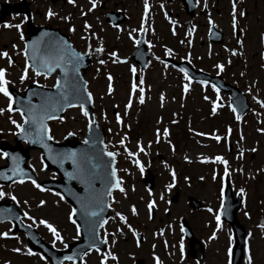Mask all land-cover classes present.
<instances>
[{
    "label": "rangeland",
    "instance_id": "374dc122",
    "mask_svg": "<svg viewBox=\"0 0 264 264\" xmlns=\"http://www.w3.org/2000/svg\"><path fill=\"white\" fill-rule=\"evenodd\" d=\"M36 1L38 9L52 2ZM57 5L61 7L66 4L63 0ZM15 20L19 21L18 18ZM252 24L255 31L250 33V37H254L256 42V28L260 22L253 20ZM20 36L21 30L17 28L4 29L0 33V51H6L14 58L9 65L7 58L0 57V68L6 69L8 89L14 86L24 91L33 81L53 85L54 78L35 76L30 69L28 78L20 81L25 65ZM253 47L252 53L257 48ZM219 48L222 46L209 48L204 43L197 45L193 55L191 52L188 55L191 58L195 56L198 65L208 67L210 72L217 69L214 64L208 63L221 60L224 64L223 74L232 76L236 73L234 80L247 92L251 103V108L239 121L235 118L239 114L232 111L228 94L217 92L209 85L191 83L182 72L171 67L138 72L134 80L131 69L135 66L130 46L122 48L121 52L110 51L109 54L117 53L120 62H108L117 57L109 56L107 59L106 55L102 72L95 74L92 70L88 76L99 120L108 133L111 150L119 158L116 168L124 191L116 189L112 192L110 215L111 220H116L109 226L113 232L123 233L120 240L124 244H117L122 264H136L134 258L144 260L145 264H156L157 259L161 264H230V250L234 244L232 230L225 221H221V227L217 228L215 220L222 206L226 179L233 194H240L242 198L241 208L237 212V218L246 230L241 264H248L249 255L252 264H264V227H261L264 225V132L259 131L264 129V108L257 102L259 98L264 103V54L238 64L233 59H227L228 63H225L223 60L226 58L217 56L219 53L222 57L230 53ZM244 67L248 69L242 79L239 73ZM109 74L113 77L111 82L107 79ZM110 83L111 93L108 91ZM133 84L137 85L135 89ZM185 84L188 85L187 92L184 91ZM140 87L144 89L143 103H140ZM129 101L131 105L126 108ZM212 101L219 105L215 113L212 112ZM0 108L5 109L0 113V142L4 139L15 144L17 129L9 116L17 123H22V118L17 112L7 111V98L3 94H0ZM117 114L120 115L119 123ZM62 117L50 123L53 139L64 141L70 132L76 134L77 139H83L88 118L80 112L79 107L67 110ZM165 128L169 131L166 137L163 135ZM214 136H220V141L215 140ZM122 139L123 144L120 143ZM123 146L127 152L120 149ZM140 147H143V152L139 151ZM128 152L136 155L129 156ZM30 153L28 165L40 181L58 178L55 171L46 170L39 149H33ZM217 156L227 163L217 161ZM205 157L208 159L205 160ZM136 160L140 165L135 163ZM4 164L5 158H0V166ZM140 166H143V172ZM150 175H153L154 181L152 188L147 187L144 180V176L149 178ZM241 188L244 189L243 194L240 193ZM0 191L7 194L0 197V201L16 197L18 208L32 217L24 216L23 221L35 227L52 246L55 242L54 247L64 248L68 242L79 238L76 225L68 219L72 205L65 198L61 200L56 195L57 190L41 191L30 180H24L23 183L0 184ZM189 196L203 201L205 209L192 210L188 204ZM41 200L45 201L43 205L40 204ZM150 201L153 203L151 209L148 206ZM133 207L136 214L132 212ZM116 213H121L125 221H121ZM181 217L187 218L192 226L197 240L196 259L188 255L189 244L184 238ZM40 220L52 224L62 240H55L48 228L39 223ZM109 229L106 232L109 233ZM0 232L9 233L7 237H0V264H50L39 251L29 247L24 234L13 232L11 222L0 223ZM133 232L144 235V239L138 242ZM15 248L21 251H13ZM246 248L249 250L247 253ZM29 249L33 255L28 254ZM98 254H90L82 264H86L87 260L90 264H97L101 258ZM41 256L44 258L41 259Z\"/></svg>",
    "mask_w": 264,
    "mask_h": 264
},
{
    "label": "flooded vegetation",
    "instance_id": "af4514ba",
    "mask_svg": "<svg viewBox=\"0 0 264 264\" xmlns=\"http://www.w3.org/2000/svg\"><path fill=\"white\" fill-rule=\"evenodd\" d=\"M61 1L63 0H52L47 2L45 7L38 9L36 0H0V19L3 22L0 33L4 29H15V27H4L6 23L12 25L21 23L20 30L25 38L22 45L24 49L28 35V17H31L32 23L36 26L60 30L69 37L77 50L91 54L92 65L88 69L87 78L92 70L95 74L102 72V64L99 61L104 60L106 63L104 57L107 55L106 58L109 59L110 51L121 52L122 48L127 49L129 46L133 49L132 61L136 69L133 72L134 79H137L138 72L142 73L157 67L178 69L174 62L188 63L198 70L210 72L208 67L202 68L198 65L195 56L191 58L188 55L189 52L193 55L197 45L204 43L209 48L222 46L219 48L220 51L226 50L230 53L223 57L219 53L217 56V58H226L223 60L225 63H228L227 59L229 61L233 59L238 64L264 54V0H147L149 5L147 13L144 8L145 0H96V7L91 11H89L90 0H75L74 4L64 0L68 8L66 5L58 6ZM233 4H235V12ZM13 6L16 7V11L12 9ZM49 10L55 15L48 17ZM241 11L245 15H239ZM82 12L84 15H81ZM15 18L19 21H13ZM209 20L212 21L211 24ZM253 20L260 22L256 28L259 44L257 41L254 42V37H250V33L255 31ZM85 23L91 27L86 29ZM70 28H74V31H70ZM253 46L257 48L252 53ZM97 47H102L103 51L96 53ZM166 49L172 50L171 55H166ZM137 50L141 51L138 56L135 53ZM217 64L224 66L221 60L208 63L217 69L210 73L222 75L225 80L238 85L239 82L234 80L236 73L234 72L232 76L225 75L215 67ZM247 69L248 67L242 68V72L239 73L240 78L244 79ZM240 78L237 79L241 82ZM107 253L108 250L104 252ZM111 253L117 259L109 258L107 264H118L120 252ZM97 264H100V259ZM120 264H122L121 260ZM142 264H145L144 260Z\"/></svg>",
    "mask_w": 264,
    "mask_h": 264
},
{
    "label": "water",
    "instance_id": "95a60500",
    "mask_svg": "<svg viewBox=\"0 0 264 264\" xmlns=\"http://www.w3.org/2000/svg\"><path fill=\"white\" fill-rule=\"evenodd\" d=\"M52 29H45L41 27H30L29 28V37L27 39V44H31L33 41L40 40L42 37V33H48L49 36L67 41V43L71 46L72 49L77 51L72 47L68 37L58 32V30L50 31ZM43 39H48V37H43ZM79 52V51H77ZM141 51H136V56L139 55ZM81 53V52H79ZM29 63H31V51L29 50ZM91 64V57L89 54L81 53V60L79 64V69L77 75L79 77V82L82 86L87 88V80L84 78L82 71H86L88 66ZM179 66L184 67L185 69H190V65L187 63H181ZM189 66V67H188ZM69 69L71 65L68 66ZM57 69H54L55 72ZM193 71V69H191ZM52 72V73H53ZM51 74V73H50ZM199 75L200 79L207 80L213 82L218 88L226 91H230L231 95V105L236 109V112L242 116L249 108L250 105L248 103L247 97L245 94L240 91L237 87L232 86L229 83H226L223 78L218 76H210L206 73L200 72L196 73ZM69 77L71 78V72L69 73ZM58 78H63V73L60 72L58 74ZM14 96V107L21 108L26 111V108L29 104V101L33 105H39L42 103L44 97H53L55 98L57 89L54 87L42 86L39 84H32L28 86L25 92L22 94L20 91L11 89ZM35 93L36 95H33ZM86 96V94H84ZM72 104L79 105V103L84 102L83 100H71ZM85 107L90 114V109L94 107L93 105V97L90 103L85 102ZM67 107L63 108V111H53L51 114L55 117V119L59 118L62 113L66 111ZM48 121L45 120L44 123L48 127ZM27 128V126H25ZM49 129V127H48ZM50 134V132H49ZM35 140V137L32 138ZM106 134L104 128L99 124L97 120L96 114H94V123L90 126L88 125L87 134L85 136L84 141H77L75 135H68L65 142H55L53 140L44 139V143L48 145V148L42 146V144L38 142H30L29 138L17 133L15 136V140L17 141V145H10L6 140L2 141L0 144V148L3 151L8 152L10 155L6 157L7 164L4 166H0V182L9 183L13 180L17 179H25L31 177L32 179L37 180V177L34 171L28 166L27 161L30 157L29 151L31 148L39 147L42 150V156L44 161L47 164V169H55L59 173V179L57 180H49L42 181L41 184L44 187H50L52 189L59 190L62 195L70 201L74 208L77 209V214L74 216L75 220H77L78 224L81 228L82 239L72 245L67 250H58L51 247L47 244L39 235L38 231L22 222V217L24 214L14 206V204L9 201L8 203L0 202V222L10 220L14 223L16 232L23 231L28 239L30 246L36 250H42V252L49 257L51 264H63L64 258L66 256H73V259L80 260L82 254L86 251L87 247L93 242V231L89 224L85 223L83 214L80 211V203L79 201L84 199L89 195L90 190H95L97 192H104L107 188L111 187L112 183H115L116 180H119L117 171H116V180L111 177V170L115 168L116 165V155L115 157H108L103 155L105 151H109L105 144ZM23 140H27L28 146L24 147L22 144ZM85 140H88V143L85 144ZM75 151L78 154L86 153L89 157L92 158L93 163H101L102 167L100 169L101 175L103 176V181L99 179H94L91 181V184L81 182L80 179L70 178L66 173L76 174L77 169L76 165L73 164L71 159H63V163L54 162V159H59L60 154L70 153ZM12 156L18 157L16 163H13ZM51 157V158H50ZM114 159V163H112ZM19 168V172L16 174L13 173L12 169L14 167ZM116 169V168H115ZM5 177H10L9 179H5ZM149 186H152V182H148ZM115 188H112L114 190ZM105 206L103 211L100 213V218L106 220L107 213L109 210V196H104ZM190 205L193 208H200L203 204L200 200L190 197L189 198ZM241 206V196L237 195V198L234 199L232 194V189L230 184L226 189V194L224 197V203L221 210V218L226 220L231 224V227L234 231L235 236V244L233 247V264H241V259L243 256V247L245 242V228L237 219V210ZM187 224V223H186ZM99 229L100 227H96L95 229V238L96 242L99 237ZM185 231L187 237L190 239V245L193 248L196 240L190 229V226L185 225ZM79 247V251L75 252V249ZM193 255L194 250H193Z\"/></svg>",
    "mask_w": 264,
    "mask_h": 264
},
{
    "label": "snow or ice",
    "instance_id": "6c2138e0",
    "mask_svg": "<svg viewBox=\"0 0 264 264\" xmlns=\"http://www.w3.org/2000/svg\"><path fill=\"white\" fill-rule=\"evenodd\" d=\"M69 4H74L75 0H67ZM91 2V8H89V11L92 10V8L96 7V0H90ZM205 7L207 5L205 4ZM145 8V13L148 12L149 5L147 0H145L144 4ZM233 11L235 12V4H233ZM55 15L54 12L49 10L47 13L48 17H52ZM81 15H84L82 12ZM239 15L243 16L245 15L244 12H240ZM65 19H68V17H65ZM209 23L211 24L212 21L209 20ZM233 25L235 26V17L233 18ZM4 27L6 28H11L15 27L17 29H20L21 25L16 24H5ZM84 27L90 28L91 25H88L85 23ZM70 31H74V28H70ZM143 31V29H141ZM93 36L95 33L92 34ZM131 35V34H129ZM43 37H48V39H43ZM21 40H24V36L21 33L20 36ZM139 42V41H137ZM147 43V41H145ZM15 48V45H13ZM90 47V46H89ZM29 50L31 51V64H29ZM25 54V65H24V70L23 73L20 75L19 79L21 82H23L26 78H28V72L29 69H31L32 73H34L35 76H40L42 74L47 75L53 72L54 69H59L61 73H63V78H57L55 84L52 86L55 89H57V93L55 98L53 97H44L43 101L39 105H33L29 101V104L26 108V111L22 110L21 108H15L13 107V95L8 89V83L9 81L6 80L5 78V73L6 69L5 68H0V94H3L4 97L7 98V111L8 112H17L20 114L22 118V123H17L16 120H13L11 116H9V120L13 125H15L17 132L20 133L21 135L29 138L30 142H38L42 144L43 147L48 148V145L44 143V139L46 138L47 140H52L53 137L49 134V129L47 125L44 123V121L47 120H52L55 119V117L51 114L53 111H63V108L65 106L67 107H75L77 105L72 104L70 101L71 100H83L84 102L79 103V109L80 112L85 116L89 117V112L85 107V102L90 103L92 101V94L87 91V88L82 86L79 82V77L77 75L78 69H79V64L81 60V53L75 51L74 49L71 48V46L67 43V41L59 40L56 38H53L49 36L48 33H42V37L40 40L33 41L30 45L25 44L24 49L22 50ZM103 51L102 47H97L95 49L96 53H100ZM172 50L171 49H166V55H171ZM233 54H235V50H233ZM111 57H117L116 52H112L109 54ZM0 57L7 58L8 64L11 65L13 63L12 58L9 56V53L6 51H0ZM159 59V57H157ZM113 62H120L119 58L117 57L116 60ZM100 64H104V60L99 61ZM69 65H71V68L69 69ZM216 68H218L220 71H223V65L222 64H217L215 65ZM264 67V66H262ZM131 71L135 72L136 69L133 67ZM182 72H185V77L187 78V72L184 69H181ZM71 72V78L69 77V73ZM107 79L109 82L112 81L113 77L109 74ZM33 83H36V81H33ZM142 83V80H141ZM202 84H207L208 81L203 80L201 81ZM133 89L137 87L136 84L132 85ZM215 88V85H213ZM109 93L112 92V87L111 83L109 84L108 88ZM141 96H140V103H143V87H140L139 89ZM184 91H188V85H184ZM218 92V89H217ZM86 94V96H84ZM33 95H36L33 93ZM163 98V97H162ZM205 100L208 99L207 96L204 97ZM219 99V97H217ZM253 99H256L253 97ZM258 103H261L260 101H257ZM131 105V101H129V105H126V108ZM219 105L217 104L216 101H212V112L215 113L217 110V107ZM261 106L264 107V103H261ZM5 111L4 108H0V113H3ZM232 111L235 113L236 109L232 108ZM236 120H240L241 117L237 115ZM60 119H63V117H60ZM117 122H120V115H116ZM89 125L91 126L94 123V119H89L88 120ZM27 126V128L25 127ZM159 131V130H158ZM229 132L231 129L228 130ZM259 131L264 132V129H259ZM69 135H72V133H69ZM163 135L166 137L169 135V131L167 128L163 129ZM200 135H204L203 133H200ZM35 137V140L32 138ZM215 140L220 141L221 137L220 136H214L213 137ZM88 143V140H85V144ZM121 144L124 143L123 139L120 141ZM127 152L128 150L125 149ZM139 151L143 152L144 149L143 147L139 148ZM254 151V149H253ZM9 153L6 151H0V158H5L9 157ZM103 155H106L108 157H115V153L111 151H105ZM129 156H135L136 154L133 152H128ZM51 158V157H50ZM71 159L73 164L76 165L77 172L76 174L72 173H66L70 178L73 179H80L81 182H85L88 184H91V181L94 179H99L103 181V176L101 175L100 169L102 167L101 163H93L92 158L89 157L86 153H81L78 154L75 151L70 152V153H64L60 154L59 159H54V162H59L63 163V159ZM208 158L205 157V160ZM217 161H220L222 163H227L226 161L223 160L222 157L217 156L215 157ZM13 163L15 164L16 161L18 160V157L12 156ZM114 159L112 163H114ZM135 163L137 165H140L139 160H136ZM141 172H143V166H140ZM13 173L16 174L17 172L21 171L19 170L18 166L14 167L12 169ZM225 172L227 173V168L225 169ZM111 177L116 180V169L112 168L111 170ZM10 177H5V179H9ZM28 179L31 181V183L39 190L44 191L42 186L37 183L35 179H32L31 177H28ZM24 180L21 179L20 183H23ZM171 187V185H169ZM112 188H118L121 192L124 191V189L121 187V183L119 180H116L115 183L111 184L110 188H107L106 191L104 192H97L95 190H90L89 195L86 196L84 199L80 200V211L83 214L84 220L86 224H89L92 228L93 231V242L88 248V252H92L93 250L97 253H100L101 259H100V264H107V261L109 258L112 260H116V256L111 253L110 251L107 254H104L101 252V249L97 247L96 244V238H95V229L96 227L103 228L104 224L107 223L106 220L100 218V213L103 211L104 206H105V201H104V196H111L112 194ZM244 189H240V193L243 194ZM7 195L3 191H0V197H3ZM57 196L60 197L61 200L64 199V197L57 192ZM12 200H16L15 196L11 197ZM45 201L41 200L40 204L43 205ZM149 208L151 209L153 207V203L150 201L149 202ZM209 211H212L209 209ZM133 214H136V209L135 207L132 208ZM77 214V209L72 208L69 212L68 219L76 225L77 233H80V225L77 224L76 220L73 219V217ZM247 215V213H245ZM24 216H28V213L25 212ZM116 216L120 218L121 221H125V217L121 213H116ZM29 219H32V217L28 216ZM215 220H216V226L217 228L221 227V215L218 212L215 215ZM40 224L45 225L48 230L52 233V235L55 237V240H62V237L60 236V233L57 231V229L48 221L46 220H40ZM261 227H264V225H261ZM129 228L131 226L129 225ZM119 230V229H118ZM134 235H136L135 232H133ZM9 235L8 232H0V237H7ZM107 232L104 233L105 239H102L99 241L100 244H106L107 243ZM215 237V233H213V238ZM53 246H55V242H53ZM67 246V245H65ZM15 252H20V248H15L13 249ZM231 251V250H230ZM249 250L246 248L245 252L247 253ZM88 252L84 253V255H87ZM181 253H183V244H181ZM29 255H33L34 253L32 252L31 249L28 250ZM44 257L41 256V259ZM64 259L66 260H73V256H66ZM81 260H83V257H81ZM156 264H161V262L157 259ZM248 264H252L251 261V256H248Z\"/></svg>",
    "mask_w": 264,
    "mask_h": 264
}]
</instances>
